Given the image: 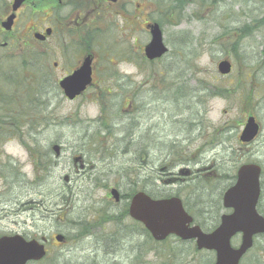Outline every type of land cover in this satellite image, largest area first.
Wrapping results in <instances>:
<instances>
[{"label": "rangeland", "instance_id": "374dc122", "mask_svg": "<svg viewBox=\"0 0 264 264\" xmlns=\"http://www.w3.org/2000/svg\"><path fill=\"white\" fill-rule=\"evenodd\" d=\"M150 2L151 22L159 24L168 48L162 58L153 61L145 59L143 46L149 41L150 34L142 22L138 23L135 41L126 35L122 39L113 35L114 39L109 40L110 47L123 44L126 48L135 49L137 54V67L125 64L118 67L119 71L128 72L136 83L132 88V102L136 109L132 114L135 127L131 142L128 138L121 140L122 136L109 150L101 151L103 153H96L95 147L92 149L90 142L96 141L97 133L92 135L99 131V119L103 118L101 102L96 97L99 88L94 86L72 102L55 99L52 89L41 88L40 100L44 104L35 100L30 89H25L30 99L17 107L14 102L17 97L10 102L9 113L0 110V235L46 236L49 238V258H55L57 264L110 262V257L104 253L105 248L98 244L100 216L94 220L92 214L97 211L107 215L110 210L125 207L123 193L127 194L132 183H138L136 187L146 184L153 191L164 188L168 192L178 188L176 184L154 179L163 152L155 146L146 147L153 134L180 140L179 149L187 143L186 134L191 131L189 136L193 138L199 134L200 138L196 136L198 140L194 138L189 145L190 149H194L188 152L192 159L190 163L199 159L196 165H209L215 161L229 173H235L244 158L257 163L264 160V146H260L264 138V0ZM139 4L142 7L145 0L139 1ZM241 27H249L248 33L241 35L238 30ZM47 42L42 45L43 58L50 63L57 50L52 40ZM120 50H124L122 46ZM104 53L107 51L104 50ZM221 59L231 61L229 75L222 76L217 72L216 66ZM96 66L98 79L100 67L105 64L98 59ZM10 67L8 64V70ZM177 88L181 90L180 96L172 99V90ZM111 89V97L107 100L112 107L105 116L111 114L108 122L115 129L121 114L117 91L113 87ZM104 90L101 89L100 96ZM36 112L45 117L35 122L36 115H33L32 128L25 125L23 119L17 126L8 120L9 116L19 118ZM248 115H254L261 124L262 136L256 140L254 147L239 151L238 134ZM53 119L59 124L53 125ZM215 131L220 132L223 142L216 147L214 143H204L209 138L208 134ZM225 131L226 135L232 136L227 142ZM104 136L101 140L106 141L107 147L115 137L107 139ZM52 144L61 145L58 158L50 149ZM195 148L198 149L195 151ZM32 149L35 153L30 151ZM45 151L53 161L49 175V170L45 172L35 165V161L43 160L41 156ZM73 154H81L88 162L90 168L86 174L74 175L71 169ZM154 164L158 166L153 167ZM262 168L264 170V163ZM91 174L94 177H89ZM66 175L69 176L67 181L64 180ZM216 183V189H221L226 179L218 178ZM207 186L211 187V184ZM112 187L120 192L121 200L118 202H114L109 194ZM202 197L203 201H212L207 193ZM107 209L109 211L105 212ZM217 216L213 212L208 223ZM85 218L89 219V224L84 222ZM93 225L91 231H96L97 236L90 240L84 235L79 237V233L85 234ZM56 233L63 234L67 241L57 245L53 238ZM238 242L237 237L232 240L233 245ZM162 248L167 251L170 260L165 261L169 264H211L214 261L213 252L196 251L191 241L170 238L162 247L159 246V249ZM245 257L240 264H248L257 257L264 259V236L256 239Z\"/></svg>", "mask_w": 264, "mask_h": 264}, {"label": "flooded vegetation", "instance_id": "af4514ba", "mask_svg": "<svg viewBox=\"0 0 264 264\" xmlns=\"http://www.w3.org/2000/svg\"><path fill=\"white\" fill-rule=\"evenodd\" d=\"M13 1L8 0L5 3L4 0H0L2 4V9L0 10V110L2 109L6 113H9V104L12 99L17 97L18 99L22 98L23 101H18L17 99V101H14L16 105L27 101L26 99H30L31 97L25 89H30L35 96V100L39 103H42L40 100L42 95L41 88L52 89V97L55 99L62 98L63 100L72 102L84 95L87 89L94 86L99 88L96 97L101 102L102 116H105L112 107L111 102H108L107 99L111 97V88L113 87L118 94L116 99L117 103H119L121 116L115 129L109 127V131L115 133L113 135L109 131L108 133L110 136L116 137L118 141L122 136L124 137L121 140L125 138L131 139L134 134V129H128V126L131 125L133 127L134 125V121L131 123L129 119L136 109L132 102L134 97L132 88L136 83L128 75V72H121L118 70V67L120 64L137 67V54L135 49H132L130 46L126 48L123 44L110 47L109 40L114 39L112 37L113 35H117L120 39L125 35L129 39L132 37L134 39L138 23L140 22L144 23V28L148 30L147 26L152 23L150 16L152 4L150 0H145V4L142 7L139 4V1L142 2V0H22L16 9H13ZM10 17V28L6 29L2 25V22H6ZM50 40L53 41L52 44L57 50V55L48 63L43 58L45 53L42 45L48 43L47 41ZM121 46L124 50H120ZM104 50L107 53H104ZM116 51L118 52L117 54H111ZM86 57H89L91 61V81L81 94L70 99L64 94L60 83L63 79L78 70ZM98 59L105 66L100 67L101 73L99 74V78L96 79L98 76L96 66ZM8 64L12 67L10 69H12V75L16 77L15 79H9ZM106 87L107 89H105ZM101 89H105L102 96H100L102 93ZM119 89L120 92H118ZM124 89L127 90L124 91ZM125 94L129 96H125ZM114 109H116L115 103ZM37 114V117H41L40 115H42L40 112H37ZM53 121L54 125L59 124L56 119H53ZM258 125L259 131L252 140L242 143L238 139L240 141V147H242H237L239 151L243 148L254 147L257 144L256 140L259 136H262V128L259 122ZM105 133L107 132L105 131ZM190 136L187 139L188 149H190L189 145L191 144V140L194 138L198 140L200 138L199 134L196 135L198 138L196 136L194 138ZM104 137L108 139L109 135L106 134ZM101 141L106 142L104 140ZM169 141V137H158L156 134H153L147 141V148H153L155 146L164 155L169 148ZM262 145L264 146V138L260 141V146ZM76 156H81L82 159L75 161L74 157ZM71 158L73 160L71 169L74 175L81 176L86 174L90 168L86 159L81 154H73ZM163 158L166 160L167 156L165 155ZM198 161L190 163L191 159L189 158L188 162L180 164L177 170L176 168L168 170L167 167L169 165L165 162L159 167L158 173L160 176L157 178L164 183L178 185V188L170 189L167 194H170L168 196L179 195L185 208H187L184 200L186 196L181 191L187 185H194V192L188 195L190 202L187 203L198 213L195 222L203 231L211 232L218 226L221 214H231L233 212V207L224 206L223 194L234 184L236 177L233 172H226V174L230 175V179H227V184L225 183L223 188L218 189L221 192L220 194L215 187L217 184L216 181L221 177V175L218 176V173H216L218 170L215 167V161H212L210 165H196ZM243 162L253 163L255 161H252L250 158H244ZM82 163L84 164L83 167H81ZM263 163L264 160L258 163L261 168L259 176L260 190L256 203V210L262 216H264ZM181 168H189V173L185 174V170ZM207 169H209L208 172ZM181 171L182 174H180ZM66 176L64 179L67 181L69 180V176ZM89 177H94V175L91 174ZM203 180L211 184V187L206 185V192L199 191V185H201ZM177 189L178 195L176 194ZM204 193H207L211 197V202L202 200ZM193 194L197 197V201L193 198ZM186 210L189 211L188 209ZM107 211L109 209L105 212ZM213 212L216 215L218 214V216L209 224L208 219ZM104 214L101 215L97 211L95 214H92L94 220H97L98 216H100L98 219L100 221L98 223V230L101 233L97 237L99 239L98 244L99 247L105 248L104 253L110 257V262L103 261V264H169L170 258L166 255L167 251L165 252L164 248L159 249V246L161 245L162 247L170 238L183 242L175 236H169L160 242L154 241L152 235L146 228L129 216L127 207L114 209V211L110 210L107 215ZM87 218H85L84 222L89 224V219ZM94 226H89L84 234L88 240L93 238V236H97L96 231L94 233L91 231ZM261 236H264V233L257 234L253 237V245L256 239ZM236 237L239 240L237 245H239L241 233H236L231 238V244L232 240ZM24 238L28 240L37 237L27 235ZM53 238L57 245L62 244L65 240L67 241L64 238L62 242H58L55 239V235H53ZM38 239L44 241L46 256L49 255L47 245L49 238L40 236ZM190 241L195 243L194 240ZM155 245L157 246L155 247ZM120 248H123L124 251L121 252ZM212 252L214 253L215 260L216 253L214 251ZM247 252L242 258L245 257ZM43 260L44 258L29 262L28 264H42ZM50 260L52 262L51 264H54L55 260ZM43 264H46V261ZM248 264H264V259L257 257L255 261L251 259Z\"/></svg>", "mask_w": 264, "mask_h": 264}, {"label": "water", "instance_id": "95a60500", "mask_svg": "<svg viewBox=\"0 0 264 264\" xmlns=\"http://www.w3.org/2000/svg\"><path fill=\"white\" fill-rule=\"evenodd\" d=\"M22 0L13 1L16 9ZM11 17L2 25L10 28ZM150 40L144 46V56L153 60L167 52L162 39V32L157 23L148 25ZM90 58L86 57L78 70L61 81L64 94L72 99L79 95L91 81ZM220 74L231 71V63L222 59L217 63ZM258 123L254 116H248L240 132L242 142L252 140L258 133ZM51 149L58 156L60 146L53 144ZM80 160V156L74 158ZM83 166V165H81ZM182 174V171L180 172ZM188 170H185V174ZM260 167L255 163H244L237 169L236 181L223 194L225 207H233L231 214H222L219 225L211 232H204L198 225H191L193 218L184 210L180 198H152L144 191H137L131 197L129 215L141 222L150 232L154 240H164L175 235L182 240L194 239L197 249L214 250L215 261L212 264H239L240 258L252 246L253 236L264 233V217L256 210L259 196ZM115 201L119 200L116 188L110 190ZM241 233V241L237 247L230 244L231 237ZM63 240L62 234L55 236ZM46 251L44 244L36 239L26 240L20 234L0 236V264H26L30 260H39Z\"/></svg>", "mask_w": 264, "mask_h": 264}, {"label": "trees", "instance_id": "16d2710c", "mask_svg": "<svg viewBox=\"0 0 264 264\" xmlns=\"http://www.w3.org/2000/svg\"><path fill=\"white\" fill-rule=\"evenodd\" d=\"M214 0H212V2H213ZM2 9V4L0 3V10ZM238 30H240L241 31V35H243V34H245L246 32H247V30H249V27H241V28H239ZM250 32V31H249ZM248 33V32H247ZM8 73H9V75H10V77H9V79L10 80H12V79H15L16 77L15 76H13L12 75V69H9L8 70ZM180 92H181V90H180V88H177V90H172V95H173V97H172V99H178L179 98V96H180ZM227 92L229 93V90H227ZM193 113V112H192ZM24 114V113H23ZM33 115H36L35 116V122H38V121H42L43 119V117H45L44 116V114L42 115V117H41V119L40 118H37V112L36 113H33V114H26L25 116H23V117H19V118H16V117H13V116H9V119L8 120H12V121H10V123L12 124V125H16L17 126V124L19 125V120L20 119H23L24 121H25V125H27V126H30L31 128H32V124H31V122H34V120H32L31 118H32V116ZM103 118H100L99 119V131H96V132H94L93 133V135H92V137L93 136H95V134L97 133V138H96V141H91L90 142V145L92 146V149L95 147V149H94V151L96 152V153H103V152H101V151H107V150H109V148L112 146V145H115L116 144V142L118 141L117 140V138L115 137L114 138V140L106 147L105 146V142H102L101 141V138L104 136V135H109L110 136V134L112 133L111 131H109V127H111L109 124H108V119H109V117H111V114H108L107 116H102ZM39 119V120H38ZM129 121L131 122V123H133V121H134V118L132 117V115H131V117H130V119H129ZM45 122V121H44ZM53 123H54V121H52ZM134 125H133V127L131 126V125H129L128 126V129H134ZM195 129H196V127H195ZM101 130V131H100ZM189 130V129H188ZM105 131L107 132V133H105ZM108 131H109V133H108ZM100 132V133H99ZM191 132V131H190ZM189 132V133H190ZM226 132L227 131H225V141L227 142V140L229 141V138L230 137H232L231 135H226ZM115 133V132H114ZM114 133H112V135L114 134ZM188 133V134H189ZM200 133L202 134V137H204L205 136V134H203L202 133V131H201V128H200ZM188 134H186L185 135V137H186V141H187V139L189 138V135ZM209 135V138L207 139V140H205V142L204 143H209V145H211L212 143H214V147H216V146H218V145H220L222 142H223V140L220 138L221 137V134H220V132H218V131H215L214 133H210V134H208ZM89 139H90V136H89ZM129 140V142H131V139H128ZM179 141L180 140H176V139H172V138H170V143H169V147L170 148H168V150H167V152L166 153H164V155H162L161 157H160V159H159V166H162V164L163 163H168V167H167V169L168 170H171V169H174L176 166H178V165H180V164H185V163H187L188 162V159H189V153L188 152H193V151H191V149H188V147H187V144L185 145V146H183L181 149H179V147L180 146H178V143H179ZM201 146H203V145H201ZM143 147H145V146H143ZM146 147H147V144H146ZM196 150V149H195ZM31 152H33V153H35V150L34 149H32V150H30ZM174 151V152H173ZM142 152H147L146 150H143ZM48 152L47 151H45V153H43L42 154V159L43 160H41V161H35V165H36V168L38 169V168H40V169H42V170H44L45 172H47L48 170H49V172H48V175H49V173H50V167L53 165V161H52V159L50 158V157H48ZM165 155L167 156V158H166V160L163 158V157H165ZM141 156H143V158L145 157L144 155H142L141 154ZM102 157H105V155H103ZM192 160V159H191ZM199 160V159H198ZM222 163L223 162H221V165H222ZM219 164V163H218ZM218 164H216V168H217V170L219 169V172H218V176H220L221 175V177L220 178H223V177H225V179H226V182H227V179H230V175H228V174H226V172H227V170H225V169H222V166H219ZM155 165V166H154ZM153 166L154 167H156V166H158L157 164H154ZM159 166H158V168L156 169V177H154V179H155V181H158L159 179L157 178L158 176H160V174L158 173V170H159ZM234 168V167H233ZM48 175H47V177H48ZM208 181H205V180H203L202 182H201V185H199V191H201V192H206V190H207V188H206V185H208ZM227 184V183H226ZM138 185V183H132L131 184V189L127 192V194L125 193H123V197H124V199H126V200H128V198L135 192V191H137V190H144V191H146L147 193H149L151 196H153V197H163V196H168V195H170V194H167V192H166V189H164L163 188V190H160V188H158L159 190L158 191H153L152 190V188L151 189H149L148 187H147V185L145 184H141V186L140 187H136ZM194 185H187V187L183 190V191H181V193L184 195V196H186L185 197V202H186V204H187V209L189 210V211H192L194 214H198L195 210H194V208H192V207H190L189 206V204L187 203V202H190V197H188V195H191L193 192H194V187H193ZM203 188H202V187ZM227 186V185H226ZM148 188V189H147ZM180 190H182V189H180ZM177 193V195L179 194L178 193V191H176ZM218 192H219V190H218ZM220 194H221V192H219ZM204 196V195H203ZM122 197V198H123ZM193 198L194 199H196V201L198 200L197 199V197L193 194ZM127 205H125V207H126ZM124 207V208H125ZM195 219L197 220V216H195ZM81 232H84V231H81ZM84 234H82V233H79V237L80 238H82L81 236H83ZM54 260H56L55 258H54ZM46 261V264H51L52 262H51V260H50V258H49V255H47L45 258H44V260H43V262H42V264L44 263ZM55 264H57V261H55Z\"/></svg>", "mask_w": 264, "mask_h": 264}]
</instances>
